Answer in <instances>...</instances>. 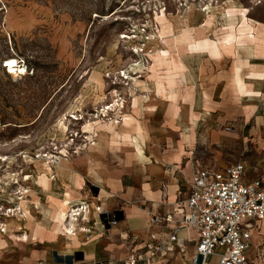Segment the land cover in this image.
Masks as SVG:
<instances>
[{"label": "rangeland", "instance_id": "rangeland-1", "mask_svg": "<svg viewBox=\"0 0 264 264\" xmlns=\"http://www.w3.org/2000/svg\"><path fill=\"white\" fill-rule=\"evenodd\" d=\"M215 29L213 41L237 34L240 43L254 42L237 58L242 63L252 55L251 68L262 69L264 0H0V264H27L25 258L28 264H94L124 250L116 230H103L102 223L119 218L117 210L144 183L132 156L135 129L124 123L133 118V125L142 122L148 153L170 160L181 152L195 167L244 161L253 178H264V88L259 101L253 87L240 99L232 49L214 60L173 47L174 34L178 42L192 41ZM215 44L218 56L223 52ZM8 58L23 60L27 70L8 71ZM244 66L242 81L249 74L257 82L259 75ZM183 72L187 88L180 86ZM142 96L150 99L144 119ZM205 111L209 126L235 143L211 142L206 122L193 129L191 116ZM125 130L130 133L121 140ZM183 131L190 135L184 142ZM121 159L128 170L116 175ZM172 168L165 167V181ZM67 182L89 202L98 195L104 212H93L89 224L102 234L74 228L76 206L49 193ZM99 185L114 197H103ZM259 229L262 246L264 222ZM70 236L76 241L65 244Z\"/></svg>", "mask_w": 264, "mask_h": 264}, {"label": "built area", "instance_id": "built-area-1", "mask_svg": "<svg viewBox=\"0 0 264 264\" xmlns=\"http://www.w3.org/2000/svg\"><path fill=\"white\" fill-rule=\"evenodd\" d=\"M15 63L12 71L23 74L27 70L23 60L16 59ZM4 65L9 71L6 59ZM246 170L244 161L226 167H196L185 196H178L177 212H152L149 216V225L166 232L164 237L158 230L152 231L146 242L133 236L134 245L125 257L100 260L98 264H165L177 247H184L178 243L184 227L198 232L195 253L188 264H210L214 256L216 264H254L248 251L252 221L264 218V183L262 178H246ZM95 198L93 210L100 214L104 209L98 195ZM106 221L110 226L118 224L116 215Z\"/></svg>", "mask_w": 264, "mask_h": 264}, {"label": "crops", "instance_id": "crops-1", "mask_svg": "<svg viewBox=\"0 0 264 264\" xmlns=\"http://www.w3.org/2000/svg\"><path fill=\"white\" fill-rule=\"evenodd\" d=\"M190 24L192 26H195L196 28H200L201 26H198L197 23H191V18H190ZM217 29V28H216ZM214 30L212 34H202V36H198L196 40H190V41H181L178 42L176 40V34H174L173 38V47L174 49H186L187 53L190 55H193V52L191 51L192 49L200 50L197 54H203L205 57L212 58L214 60H219L224 58L225 56V51H228L232 49V52L234 53V58H235V71H234V76H238L239 78L237 79L236 86L238 87V90L241 94L240 99L242 100V94H243V89L245 91L248 88H256L259 89L261 92V95L257 101L261 100L262 94H263V88H264V78L261 77L264 76V62L258 63L260 66H262V69L258 68H251L250 61L254 60V56L250 55L249 60H245L242 63L238 61V53L247 51L250 49V46L254 45V42L252 45L249 44H244L240 43V37L238 38V35L235 34L236 39H232L231 41H226L225 38L221 37L218 40H212V36L217 30ZM222 30V29H221ZM176 32V30H175ZM174 32V33H175ZM205 35V36H204ZM194 39V37H193ZM217 42L216 48L219 49L223 53H219L218 56H215L211 48H213ZM222 42L226 43L225 48L222 47L223 45ZM221 43V44H220ZM204 44V47H203ZM220 44V45H219ZM203 49V50H202ZM212 53H211V51ZM211 54L214 56V58L211 56ZM221 54V55H220ZM196 55V54H194ZM245 63L249 65V69L254 73V76L258 74L259 76L256 77L257 82L252 83L251 82V76L249 74L246 75L244 82L242 81V71L245 69ZM240 66V67H238ZM248 76V78H247ZM187 79L189 77L187 74L184 72L181 73V84L180 86L187 88ZM170 80L173 81L172 78ZM170 98L172 99V103H174V97H175V88L173 85H171L170 89ZM244 91V92H245ZM177 96V95H176ZM144 98V96H142ZM144 98V107L141 109L139 107V112L141 115V118L144 117L146 113V107H145V102H148L150 99L148 96H145ZM244 101V100H243ZM174 110L178 112V107H174ZM206 112V111H205ZM196 112H193V114ZM203 113V112H202ZM206 116H199L197 120L196 126L193 124V129H198L199 125L201 124V121L205 123V126L207 125V137L211 142H215L216 144H220L221 146L228 144V143H235V140L229 139L228 135L230 134L219 130V129H213L211 126H209V121L208 119H211L210 117V112L205 113ZM176 114H174L175 116ZM133 117V116H132ZM193 115L191 116V121L193 123ZM144 119V118H143ZM133 120L134 118L129 121L125 122L127 124H131L130 127L134 128L135 131L133 133L127 132V130L122 131V137L120 139H123V136L125 133H130L134 137V143L137 144L136 148H131L135 152L132 153V156L134 157V163L136 164V167L138 169V172L140 171V174H143L144 177V183L142 184V187H138L136 189L135 194L132 196L126 198V200L123 202V205L117 210L118 214H120V217L118 218V223L121 225L119 227L115 226H110L109 224H103V230L110 231L111 230H116L115 236L121 241V244L123 246V251L121 250H113L108 256L99 258L94 261V264H98V261L100 260H106V259H120L125 257L131 250L132 246L134 245V242H132L133 236H138L139 240L141 242H146L149 239V235L152 231L158 230L160 232L159 236L164 237L167 233L160 231L158 228L151 227L149 225V216L152 212L156 213H166L168 211H176V205H177V200L179 194L184 197L187 191V182H190L193 171L196 167H202V166H189L190 163H184V158L182 153L172 157L170 160H167L163 157H161L159 154L155 153L154 151H150L148 153L147 151V144H146V133H142L141 131H138V127L142 126V122H139V124L133 125ZM185 132V131H183ZM137 133V134H135ZM182 133V132H181ZM181 135V134H180ZM190 135L188 134V139ZM232 136L231 138H233ZM182 139V135H181ZM187 139V140H188ZM186 140V141H187ZM184 142V140H183ZM123 143V142H122ZM127 144V143H126ZM128 145V144H127ZM145 147V149H144ZM130 148V147H129ZM120 156V155H119ZM183 160V161H182ZM168 163L173 164V168L171 170L172 174V179L165 181L164 178H162V173L163 172H169L165 167L168 165ZM119 167L114 168V172L116 175L122 174L124 172H127L128 167L122 162L119 163ZM209 167H226L228 166L227 164L223 165H207ZM246 178H253L251 175V170L250 167L247 165V170L244 175ZM263 183H264V178ZM52 186V184H51ZM109 191V190H108ZM100 192V189H99ZM98 192V194H99ZM94 197V196H93ZM106 197L107 196H103ZM114 197V196H113ZM112 197V198H113ZM104 198V199H106ZM110 198V199H112ZM108 199V198H107ZM132 201L131 203H128L129 201ZM87 203L89 204L90 210L88 212L89 217L92 219L93 218V212L97 213L96 211L93 210V206L95 203L89 202V200H86ZM93 203V204H91ZM82 204V203H81ZM62 208V206H61ZM61 210V209H60ZM44 212V211H43ZM60 212V211H59ZM45 213V212H44ZM99 214V213H97ZM53 222V218L51 220ZM51 222L44 221L45 224H51ZM264 222L263 219H254L252 221V228H251V247L248 251V257L249 259L254 263V264H261L263 259H264V245L261 246L262 242L259 243V234H258V229L262 227V224ZM119 225V224H118ZM54 229V224L52 226ZM96 230L97 227L95 226ZM260 230V229H259ZM58 233H61L58 231ZM97 234H102L98 230L96 231ZM112 235V234H111ZM110 236V235H109ZM179 242L180 244H183V248L177 247V249L170 254L169 258L166 260L165 264H188L190 262L191 257L195 253L196 249V242L198 239V232L194 228H181L179 231ZM30 238H27L29 240ZM25 240V241H27ZM139 241V242H140ZM264 241V237H263ZM93 257V256H92ZM92 257L90 255H86L85 262L92 261ZM25 263H29V259L25 258L24 259ZM217 258L214 256L211 258L210 264H216Z\"/></svg>", "mask_w": 264, "mask_h": 264}, {"label": "bare ground", "instance_id": "bare-ground-1", "mask_svg": "<svg viewBox=\"0 0 264 264\" xmlns=\"http://www.w3.org/2000/svg\"><path fill=\"white\" fill-rule=\"evenodd\" d=\"M198 24V23H197ZM217 27V26H216ZM215 28V27H214ZM205 36V35H204ZM201 54V53H200ZM239 58V57H238ZM8 64H9V67L11 66H15L16 63H11V62H16V59H9L8 58ZM255 61V60H254ZM264 62V61H263ZM262 63V62H261ZM12 69H14L13 67H11ZM141 71V70H140ZM138 71V72H140ZM199 118V115L196 113L194 115V119H193V124L194 126H196L197 124V120ZM126 120H131V119H126ZM143 128L142 126H139L138 127V131H141ZM182 135V142L183 140L186 141L187 140V135L185 132H182L181 133ZM49 170V169H48ZM33 182L37 184L41 182V176H36V174L33 175ZM97 185V184H96ZM100 187V193L103 195V196H107L108 199L112 198L114 196L113 193H111L110 191H108V189L106 188V186H103V185H99ZM37 190L39 191H46L44 188H42L40 185H37ZM49 193H53V194H56L58 195L59 197H64L65 201L66 202H69L71 204H73V206H76V207H73L70 211V215L72 216V221H73V226L74 228L76 227H80L82 228V230H84L85 233H96V228L95 226H92L89 224V221H90V217H89V210H90V207H89V204L87 203V201L85 200V196L83 195V193L80 191L79 187L77 186H74L71 182H67L65 183L60 190H57V189H50L49 190ZM82 203V204H81ZM93 204V203H91ZM91 211V210H90ZM76 215H79L78 218H76L75 216ZM84 225L86 226H89L87 228L84 227ZM78 229V228H76ZM75 231V230H74ZM77 231V230H76ZM77 234V233H76ZM84 234V233H82ZM74 236V235H73ZM99 236V235H98ZM97 237V236H96ZM79 239V238H78ZM74 240L76 241L75 237H72L70 236L69 239L67 241H65V244H71L72 242H74ZM82 241V240H81ZM66 248V247H65Z\"/></svg>", "mask_w": 264, "mask_h": 264}, {"label": "snow or ice", "instance_id": "snow-or-ice-1", "mask_svg": "<svg viewBox=\"0 0 264 264\" xmlns=\"http://www.w3.org/2000/svg\"><path fill=\"white\" fill-rule=\"evenodd\" d=\"M11 63H15V62L13 61V62H11Z\"/></svg>", "mask_w": 264, "mask_h": 264}]
</instances>
